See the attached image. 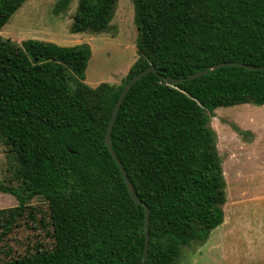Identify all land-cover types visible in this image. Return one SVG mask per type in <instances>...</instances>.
Instances as JSON below:
<instances>
[{
	"label": "trees",
	"instance_id": "obj_1",
	"mask_svg": "<svg viewBox=\"0 0 264 264\" xmlns=\"http://www.w3.org/2000/svg\"><path fill=\"white\" fill-rule=\"evenodd\" d=\"M27 0H0V32ZM71 0H57L65 13ZM118 0H78L71 31L106 32ZM138 58L120 85L85 83L89 46L0 35V138L16 163L19 204L0 210L3 235L29 202L49 206L53 247L0 264H143L145 208L132 198L105 138L124 86L153 65L176 79L222 63L264 67V0H134ZM264 106V70L225 66L170 85L154 73L126 95L111 134L132 187L150 209L146 264H181L224 222L226 181L215 111ZM33 221V220H32Z\"/></svg>",
	"mask_w": 264,
	"mask_h": 264
},
{
	"label": "rangeland",
	"instance_id": "obj_2",
	"mask_svg": "<svg viewBox=\"0 0 264 264\" xmlns=\"http://www.w3.org/2000/svg\"><path fill=\"white\" fill-rule=\"evenodd\" d=\"M57 0H27L3 27L4 39L26 47L39 41L62 47L89 46L91 57L85 83L120 85L138 58V27L134 0H118L106 32L71 31L78 0L65 13H56ZM211 127L217 133L218 151L226 181L224 222L205 244L185 247L181 264H264V106L244 104L215 111ZM0 138V184L20 186L16 163ZM19 204L12 194L0 191V210ZM35 219L22 218L3 235L0 222V261L29 254L35 246L53 247L49 206L41 197L29 202ZM33 220V221H32Z\"/></svg>",
	"mask_w": 264,
	"mask_h": 264
},
{
	"label": "water",
	"instance_id": "obj_3",
	"mask_svg": "<svg viewBox=\"0 0 264 264\" xmlns=\"http://www.w3.org/2000/svg\"><path fill=\"white\" fill-rule=\"evenodd\" d=\"M243 66L246 67L248 69L251 70H264V67L261 68H257L254 66H248V65H244V64H238V63H222V64H217L214 66H211L209 68H207L204 71H200L197 73H193L190 74L188 77L186 78H180V79H176L173 78L171 76H162L160 73H166V70L164 69H157L155 66L151 65L149 66L147 69H145L144 71H142L141 73H139L136 77H134L133 79H131L125 86L123 91L121 92L119 99L115 105L111 120H110V124L108 127V132L105 138V144L108 147L114 161L117 163V165L120 168V171L123 175V178L125 180V183L129 189V192L132 196V198L134 199V201L138 204V205H142L145 208V229H146V233H147V243H146V249L144 252V257H143V264H146V259H147V254H148V246H149V235H148V225H149V218H150V209L149 207L142 201L140 200V198L138 197L137 193L135 192L134 188L132 187V184L130 182V179L127 175V172L122 164V162L120 161V159L118 158L117 154L115 153L114 149H113V144L111 142V134L113 131V127L115 124V121L117 119L118 113L120 111L121 105L126 97V95L128 94V92L130 91V89L132 88V86L139 80L141 79L143 76H145L147 73H154L156 74L159 78H161L162 80L166 81L167 83H169L170 85H177L180 84L182 82L185 81H189V80H193L195 78L207 75L210 71H215L221 67H225V66Z\"/></svg>",
	"mask_w": 264,
	"mask_h": 264
},
{
	"label": "crops",
	"instance_id": "obj_4",
	"mask_svg": "<svg viewBox=\"0 0 264 264\" xmlns=\"http://www.w3.org/2000/svg\"><path fill=\"white\" fill-rule=\"evenodd\" d=\"M253 106H255V105H253ZM257 107H259V106H257ZM261 107V106H260Z\"/></svg>",
	"mask_w": 264,
	"mask_h": 264
}]
</instances>
